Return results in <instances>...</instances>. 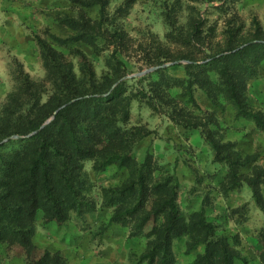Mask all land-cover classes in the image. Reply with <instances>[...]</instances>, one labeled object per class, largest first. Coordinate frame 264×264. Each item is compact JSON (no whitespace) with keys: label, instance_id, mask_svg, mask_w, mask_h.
Segmentation results:
<instances>
[{"label":"rangeland","instance_id":"obj_1","mask_svg":"<svg viewBox=\"0 0 264 264\" xmlns=\"http://www.w3.org/2000/svg\"><path fill=\"white\" fill-rule=\"evenodd\" d=\"M103 1L109 18L106 26L113 22L126 34L124 45L116 50L123 63L121 79H127L131 89L140 86L148 94L131 100L125 132L134 143L133 156L140 162L149 150L155 181L172 176L178 184L182 233L172 242L173 264H192L203 252L204 244L190 246L188 234L193 214L200 210L214 224L217 235L228 236L236 254L234 264H264L259 238L263 211L247 183L224 189L228 168L215 159L204 133L209 130L217 140L233 142L234 149L244 156L256 155V163L264 167V130L247 117H237L235 107L223 93L215 90L209 94L197 84L190 88L186 71L179 65L205 62L179 58L186 54L202 58L225 47L228 41L240 43L252 37L255 21L264 30V0ZM99 8L95 0H0V110L18 84H27L26 77L32 84H39L36 89L44 85L43 100L51 92L53 81L37 36L48 40L66 61L72 62L76 74H80L78 49L91 60L96 76L112 71V43L99 38L94 48L85 41L61 43L54 37L76 34L62 18L86 16L96 21ZM195 20L202 24L201 40L192 45L191 23ZM168 31L176 32V39L169 37ZM157 59L162 63L155 64ZM154 66L164 69L159 74L153 73L155 69L146 71ZM210 74L216 78L215 72ZM246 95L249 105L264 116V60L248 78ZM151 98L160 103L158 109L149 104ZM172 106L184 110L185 118L198 122V126L186 127L172 121L168 115ZM34 132L13 134L0 143L29 137ZM93 164V159L83 160L86 178L81 210L65 208L63 217L57 219L44 217L43 210L38 209L33 242L40 249L60 252L65 264H149L144 255L153 238L147 235L153 220L137 232L133 223L111 221L116 205L105 196V188L120 186L129 179V170L116 162L102 170L94 169ZM250 168L242 167L240 171L249 173ZM261 191L264 197V186ZM16 250V246L12 251L0 242V264H26L23 255L14 253ZM38 255L42 256V252Z\"/></svg>","mask_w":264,"mask_h":264},{"label":"trees","instance_id":"obj_2","mask_svg":"<svg viewBox=\"0 0 264 264\" xmlns=\"http://www.w3.org/2000/svg\"><path fill=\"white\" fill-rule=\"evenodd\" d=\"M95 2L100 3L98 20L92 21L86 16L80 19L64 17L62 21L70 23L76 34L67 38L54 37L61 43L85 41L94 48L99 38L112 43V71L96 76L91 60L78 49L80 74H76L72 62L66 61L48 40L37 36L44 65L53 81L51 92L43 100L44 85L41 84L40 90L36 89L39 84H32L26 77L27 84H18L0 110V141L13 134L23 136L37 130L29 137L11 138L0 143V242L12 251L16 246L14 253L23 255L26 264H65L60 252L40 249L33 242L35 215L42 209L44 217L61 219L65 208L81 210L86 178L83 160L93 159L96 170L116 162L130 173L122 185L105 188L107 200L116 205L111 221L125 225L133 223L137 232L153 220L154 226L147 233L153 238L144 257L149 264H173L172 242L182 233L178 184L172 176L155 181V166L149 150L140 162L133 156L134 143L125 132L131 100L139 94H148L140 86L131 89L128 80L121 79L123 63L116 50L125 43V31L113 22L112 26H106L109 20L106 3L103 0ZM201 26L196 20L191 23L193 39L189 40L190 44L201 40ZM255 29L252 37L240 43L228 41L225 47L202 58L195 53L179 57L202 59L205 60L203 63L179 65L186 71L190 88L197 84L209 94L215 90L223 93L235 107L237 117H247L264 130L262 112L249 105L246 95L248 78L264 60V30L260 22L255 21ZM167 35L177 37L174 31H168ZM154 63L162 61L157 59ZM161 67L153 73L159 74L164 69ZM211 71L215 72L216 78ZM140 79L138 81L143 82ZM190 97L193 98L191 92ZM149 104L154 109L160 106L155 98H151ZM57 108L60 109L55 117L39 129ZM183 111L172 106L168 115L182 126H198V122H189ZM204 133L214 149L215 159L228 168L224 189L227 191L247 183L264 214L261 191L264 167L256 163V155L244 156L234 149L233 142H221L209 130ZM248 166L251 167L249 173L240 171ZM188 234L191 247L204 244L203 252L197 254L192 264H234L236 254L230 248L228 236L216 234L214 224L203 210L193 214ZM259 238L260 257L264 263V219Z\"/></svg>","mask_w":264,"mask_h":264},{"label":"water","instance_id":"obj_3","mask_svg":"<svg viewBox=\"0 0 264 264\" xmlns=\"http://www.w3.org/2000/svg\"><path fill=\"white\" fill-rule=\"evenodd\" d=\"M159 66H154V67H151V68H149L148 70H146V71H151V70H154V69H156V68H158ZM61 108V107H60ZM60 108H57L56 110H55V112L52 114V116H50L40 127H39V129L40 128H42V127H44L45 125H47L54 117H55V115H56V113L59 111V109ZM37 131V130H36ZM35 131V132H36ZM16 136H19V135H16ZM8 139V138H7Z\"/></svg>","mask_w":264,"mask_h":264}]
</instances>
